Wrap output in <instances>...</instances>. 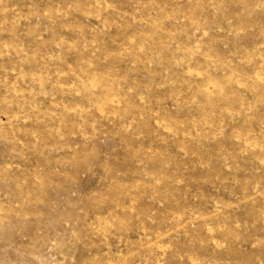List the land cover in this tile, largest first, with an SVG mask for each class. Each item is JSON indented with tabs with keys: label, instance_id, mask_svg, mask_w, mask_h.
<instances>
[{
	"label": "rangeland",
	"instance_id": "rangeland-1",
	"mask_svg": "<svg viewBox=\"0 0 264 264\" xmlns=\"http://www.w3.org/2000/svg\"><path fill=\"white\" fill-rule=\"evenodd\" d=\"M0 264H264V0H0Z\"/></svg>",
	"mask_w": 264,
	"mask_h": 264
}]
</instances>
